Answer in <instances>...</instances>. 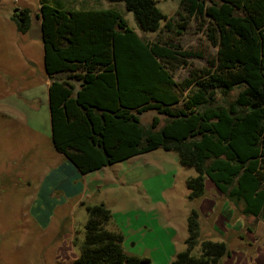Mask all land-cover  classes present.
I'll list each match as a JSON object with an SVG mask.
<instances>
[{
  "label": "trees",
  "instance_id": "trees-1",
  "mask_svg": "<svg viewBox=\"0 0 264 264\" xmlns=\"http://www.w3.org/2000/svg\"><path fill=\"white\" fill-rule=\"evenodd\" d=\"M122 2L141 31L182 34L195 18L207 19V37L217 48L209 66L185 84L171 63L202 57L178 44L141 37L116 9L66 10L41 3L44 61L52 140L82 175L158 148L177 153L196 176L187 179L191 200L204 198L208 181L243 212L264 216V0H180L178 20L155 0ZM17 30L31 28V10L12 16ZM81 82L79 89L66 79ZM240 89L228 105L218 93ZM155 110L146 129L142 115ZM166 120L160 129L161 117ZM80 255L71 264H143L128 255L124 235L108 228L112 211L87 204ZM186 248L170 264H221L231 256L225 241L202 239L200 211L187 219Z\"/></svg>",
  "mask_w": 264,
  "mask_h": 264
},
{
  "label": "rangeland",
  "instance_id": "rangeland-1",
  "mask_svg": "<svg viewBox=\"0 0 264 264\" xmlns=\"http://www.w3.org/2000/svg\"><path fill=\"white\" fill-rule=\"evenodd\" d=\"M155 1L168 18L178 20L180 0ZM44 2L63 9H116L141 37L201 53L171 63L181 85L209 66L217 52L207 37V19L191 20L180 35L144 32L122 2L0 0V264H71L85 237L88 214L82 202L111 209L108 228L122 232L124 251L146 258L143 264H170L186 248L192 208L200 211L201 238L227 243L232 255L221 264H264V216L245 214L243 202L227 199L210 181L206 196L191 200L187 179L197 171L181 165L174 151L158 148L86 174L81 198L66 188L61 193L48 190V173L59 161L44 101L38 17ZM21 9L31 10L27 33H20L12 21ZM239 92L218 93V102L228 105ZM157 115L155 110L145 112L143 126L148 129ZM160 117L156 130L166 120Z\"/></svg>",
  "mask_w": 264,
  "mask_h": 264
},
{
  "label": "crops",
  "instance_id": "crops-1",
  "mask_svg": "<svg viewBox=\"0 0 264 264\" xmlns=\"http://www.w3.org/2000/svg\"><path fill=\"white\" fill-rule=\"evenodd\" d=\"M66 10H86V9H80V8H68ZM40 20V26H41V19ZM41 37H42V32H41ZM32 65L34 62H31ZM43 79H44V101L46 102L49 113H50V108H49V88L53 82L52 77L47 73L46 67H45V61H44V68H43ZM57 79H66L69 84H74L76 89H79L81 86V82L78 81L74 76L70 75V73L65 72V73H57L54 75ZM50 119V116H49ZM51 119L49 120V122ZM51 139H52V125H51ZM52 144L54 146L53 140ZM55 148V146H54ZM55 150L57 151L56 154L58 155V161L59 163L56 164L57 166L53 168L49 173L48 177H51L49 181H47V188L50 192H56V193H61L64 191L66 188L68 192L76 197L81 196V190L83 188V180L85 179V175H82L80 171L72 164L70 160H68L64 154L59 152L56 148ZM140 156V155H139ZM103 169H106L103 168ZM101 169V170H103ZM99 171V170H98ZM81 198V197H79ZM203 200L201 201V207H202Z\"/></svg>",
  "mask_w": 264,
  "mask_h": 264
}]
</instances>
